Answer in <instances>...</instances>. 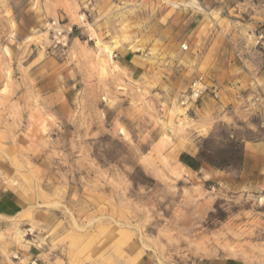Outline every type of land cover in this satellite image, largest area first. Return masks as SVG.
Returning <instances> with one entry per match:
<instances>
[{"label":"rangeland","instance_id":"rangeland-1","mask_svg":"<svg viewBox=\"0 0 264 264\" xmlns=\"http://www.w3.org/2000/svg\"><path fill=\"white\" fill-rule=\"evenodd\" d=\"M189 1L0 0V264H264V0Z\"/></svg>","mask_w":264,"mask_h":264},{"label":"crops","instance_id":"crops-1","mask_svg":"<svg viewBox=\"0 0 264 264\" xmlns=\"http://www.w3.org/2000/svg\"><path fill=\"white\" fill-rule=\"evenodd\" d=\"M227 1L228 0H211L210 3L211 5L215 6L217 10V9H225L229 6H232V3L228 4ZM189 2L191 3V5H194L193 4L194 2L200 8H202L201 5L195 2V0ZM128 56H129L128 52L121 53L120 59L125 60ZM248 80H249V75H246L245 77H242L241 80L233 81L231 83L232 84L231 87L234 89H238L239 86L243 85L245 82L247 83ZM235 83L236 85L238 83L239 86H235ZM220 91H223L226 101L227 102L232 101L233 104L234 95L238 94L237 93L238 91L235 92V94H230L232 91L230 92V90L227 89V86H222ZM224 115L227 117L229 116L228 113ZM258 117H260V120L254 121L250 117L248 118L242 115L235 116V113H231L230 115V119L232 123H237L240 120L244 121V119H246V125L253 127V129L255 128L260 129V123H262L261 121L262 118L264 117V111H262V113L259 114ZM259 132H260L259 137L243 139L242 147L245 156L250 160L256 161L257 177L254 180V183L256 184L258 191L264 192V128L260 129ZM25 210L26 208L24 202L13 190L9 188L0 189V216H2L4 219H9L12 217H16L18 215H22ZM34 217L35 218L41 217V214L36 213ZM196 264H245V263L238 258L215 257V258L200 260Z\"/></svg>","mask_w":264,"mask_h":264},{"label":"built area","instance_id":"built-area-1","mask_svg":"<svg viewBox=\"0 0 264 264\" xmlns=\"http://www.w3.org/2000/svg\"><path fill=\"white\" fill-rule=\"evenodd\" d=\"M57 32L60 34L59 30ZM210 92V86L203 76H196L189 84L184 97L188 101H197Z\"/></svg>","mask_w":264,"mask_h":264},{"label":"bare ground","instance_id":"bare-ground-1","mask_svg":"<svg viewBox=\"0 0 264 264\" xmlns=\"http://www.w3.org/2000/svg\"><path fill=\"white\" fill-rule=\"evenodd\" d=\"M172 3V5H174V6H176L177 4L176 3H174V2H171ZM170 3V4H171ZM188 4V3H187ZM193 4L194 5H192V6H194V7H198V5L197 4H195L194 2H193ZM189 5H191V3L189 2ZM177 7V6H176ZM103 48V47H102ZM104 50V49H103ZM105 51L107 52V55H109V48H108V46H105ZM19 230V229H18Z\"/></svg>","mask_w":264,"mask_h":264}]
</instances>
